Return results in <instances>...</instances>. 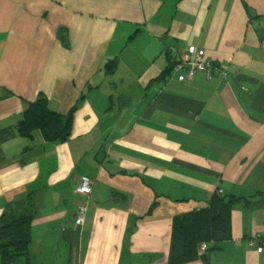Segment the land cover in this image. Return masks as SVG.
<instances>
[{
  "label": "crops",
  "instance_id": "0c3cea01",
  "mask_svg": "<svg viewBox=\"0 0 264 264\" xmlns=\"http://www.w3.org/2000/svg\"><path fill=\"white\" fill-rule=\"evenodd\" d=\"M189 46L228 75L161 80ZM41 95L67 141L20 134ZM217 193L232 237L186 264H264V0H0V221L33 215L29 264H168Z\"/></svg>",
  "mask_w": 264,
  "mask_h": 264
},
{
  "label": "trees",
  "instance_id": "16d2710c",
  "mask_svg": "<svg viewBox=\"0 0 264 264\" xmlns=\"http://www.w3.org/2000/svg\"><path fill=\"white\" fill-rule=\"evenodd\" d=\"M172 65L163 73L161 80L171 73ZM116 61L105 65L108 74L114 73ZM72 117L53 111L49 100L41 95L35 102L30 103L19 124L22 136L30 138L35 129H40L49 141H67L72 135ZM264 197V193L262 194ZM243 199L236 196H226L217 193L208 206L201 211L191 212L184 216H177L174 220L173 238L168 264H186L206 254H200L203 242H222L232 237L231 213L234 205ZM33 215L18 213L10 210L0 221V254L2 264H14L24 259L29 264V247L32 243ZM209 250V249H208Z\"/></svg>",
  "mask_w": 264,
  "mask_h": 264
},
{
  "label": "built area",
  "instance_id": "2783aa9c",
  "mask_svg": "<svg viewBox=\"0 0 264 264\" xmlns=\"http://www.w3.org/2000/svg\"><path fill=\"white\" fill-rule=\"evenodd\" d=\"M173 71L176 73L178 80L183 83L193 80L199 73L205 74L209 80L217 75L224 77L228 75L226 67L214 64L212 60L206 58L204 50L198 49L195 46H189L186 49L180 50L175 55ZM76 192L84 197L77 211V222L83 224L88 213L89 197L93 192L92 178L83 175L80 184L76 188ZM208 248V243L203 242L200 245V254L204 255L208 251Z\"/></svg>",
  "mask_w": 264,
  "mask_h": 264
}]
</instances>
